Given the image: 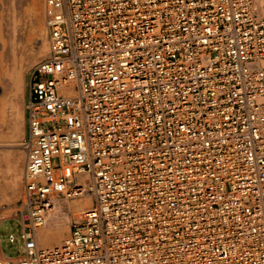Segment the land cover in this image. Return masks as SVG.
Instances as JSON below:
<instances>
[{
	"label": "built area",
	"instance_id": "built-area-1",
	"mask_svg": "<svg viewBox=\"0 0 264 264\" xmlns=\"http://www.w3.org/2000/svg\"><path fill=\"white\" fill-rule=\"evenodd\" d=\"M43 17L23 251L0 264H264V0H43ZM86 198L37 246L53 199Z\"/></svg>",
	"mask_w": 264,
	"mask_h": 264
},
{
	"label": "rangeland",
	"instance_id": "rangeland-1",
	"mask_svg": "<svg viewBox=\"0 0 264 264\" xmlns=\"http://www.w3.org/2000/svg\"><path fill=\"white\" fill-rule=\"evenodd\" d=\"M11 1L12 0H3V4L4 6L11 5L10 6L11 10L13 9L12 6H14V11L12 12L14 19L16 20V22L20 21V23L17 22V27H16L17 35L15 34V38H17L16 39V43H17L16 52L18 51L17 57L19 56L18 58L21 59V62H20V59L16 58V61H14L13 62L14 64H12V67L14 68V70L16 69L14 71V73L16 72L15 76L17 75L19 78L17 77V80H16V77H15L14 82L9 84V90H8V95H7L8 104H6V108H5L6 112H4L5 114L3 116V119L2 121H0V141L6 144L10 143L11 145H13V146H7V147L0 149V248L5 256L16 257V256H19L23 251V238L21 236L22 231H23L22 224H21L20 219L14 217V215H16L17 200L21 197L23 193L22 175H23L25 154L21 147V140L23 137L24 126H25L23 116H24L26 92H27L26 85H27V79L31 71V68L36 62H38L39 60H41L47 55L48 48H47V42L45 41L44 43L46 46V51L44 52V55L33 57L31 59V56H33L34 53L36 54L35 51H37L38 49L37 47L40 44L39 42H41V37H40L41 29L44 28L43 29L44 36L46 34L45 26L43 25L42 26L43 28L39 27L41 26V22L39 20L41 17H43L42 16L43 0H13L12 2ZM33 2H36L38 5H40L38 6L39 9L42 8L41 11L40 10L36 11L35 16H34L35 11L29 10L31 3ZM37 19H38V22L40 23L36 22ZM41 19H42V23L44 24V20H43L44 17ZM35 24L39 26L37 27L35 26ZM34 36L36 38H34ZM37 39L39 40L37 41ZM17 69L20 72V74H18ZM2 82L4 83V81ZM7 115H8V118H6ZM17 127H18V130H17ZM12 142H16L15 143L16 145ZM8 147H11V148H8ZM17 158L21 159L20 166H19L21 179L19 181L18 193L11 194L8 190V186L11 183L12 175L9 171H6L7 170L6 167L8 165L14 164ZM74 200L76 199H72L67 202H71ZM59 201L60 203H64L63 204L64 208L67 207L63 200L60 199ZM83 205L84 207L89 206V204L87 205L86 203H83ZM67 208L65 211L68 214L71 212L73 213L75 211L73 207L69 208V210H67ZM60 226H53V229L51 231H53L52 233H55L54 231H58V227H59L60 228L59 233L62 235V240H61L62 242L66 236V234H64L62 230H65V232L67 233L68 227H67V224L65 223L61 224ZM40 229H46V225L37 228V230H40ZM10 234L13 235L14 237L13 242L9 241L8 236ZM39 245H40L39 247L47 246L44 244H39Z\"/></svg>",
	"mask_w": 264,
	"mask_h": 264
},
{
	"label": "bare ground",
	"instance_id": "bare-ground-1",
	"mask_svg": "<svg viewBox=\"0 0 264 264\" xmlns=\"http://www.w3.org/2000/svg\"><path fill=\"white\" fill-rule=\"evenodd\" d=\"M10 6L9 5L4 6L3 0H0V121H2V119H3V116L5 114L4 112H6L5 111L6 110L5 109L6 104H8L7 103V98H8L7 95H8V90H9V84L14 82L15 77H16V80L18 77L17 75L15 76L16 72L14 73V71L16 69L14 70V68L12 67V64H14L13 62L16 61V58L19 57V56L17 57L18 51L16 52V50H17L16 39L17 38H15L16 29H17L16 27H17L18 21L16 22V20L14 19L13 13H12L14 11V6H12L13 7L12 10H11ZM38 6H40V5H38L36 2H33V3H31V5L29 7V10L35 11L34 16H35L36 11H39V10L41 11V9H42V8L39 9ZM25 11H27V10H25ZM42 16H43V13H42ZM41 18H43V17H41ZM41 18L39 20L41 22V26L38 25L40 28L44 25L42 23ZM36 22H38V19ZM40 22H38V23H40ZM18 23H20V21ZM35 26H37V25L35 24ZM43 29H41V36H40L41 42H39L40 44L37 47L38 49H37V51H35L36 54L34 53V55L31 56V59L33 57H38V56L44 55V52L46 51V46H45L44 42L45 41L47 42V39L45 40L46 34L44 36ZM37 31H38V29H37ZM35 36H36V34H35ZM35 36H34V38H36ZM38 40L39 39H37V41ZM18 48H19V46H18ZM47 48H48V45H47ZM20 49H22V48H20ZM18 59H20V58H18ZM20 62H21V59H20ZM17 72H18V74H20L18 69H17ZM2 81H4V83ZM7 108H9V107H7ZM7 114H8V112H7ZM6 118H8V115ZM23 119H24V116H23ZM5 130H7V129H5ZM17 130H18V127H17ZM12 143L15 144L16 142H12ZM7 146H13V145H11L10 143L6 144V143H3L2 141H0V149L7 147ZM8 148H11V147H8ZM20 162H21V159L17 158L16 162L14 164L8 165L6 167V169H7L6 171H9L12 175L11 183L8 186V190L11 194L18 193V191H19V181L21 179L20 168H19ZM22 183H23V181H22ZM84 203H86L88 205V204H90V200L88 198H86V199H84ZM63 204L64 203H60V201L58 199H53V206L49 210L48 215L46 216V222L43 225V226L46 225V229H40V230L36 229L35 230V237H36L37 246H40L39 244L51 246V245L60 243L62 240V235L59 233L60 228L58 227V231H54L55 233H52L53 231H51V230L53 229V226H60L63 223H65V224L68 223L69 216H68V213L65 211L67 207H69V208L73 207L75 210L78 209V207H80V206L84 207V205L81 204L80 200H78V199L71 201V202L66 201L65 202V205L67 206V207L65 206L66 208L63 207ZM69 208H67V210H69ZM50 231H51V233H50Z\"/></svg>",
	"mask_w": 264,
	"mask_h": 264
},
{
	"label": "crops",
	"instance_id": "crops-1",
	"mask_svg": "<svg viewBox=\"0 0 264 264\" xmlns=\"http://www.w3.org/2000/svg\"><path fill=\"white\" fill-rule=\"evenodd\" d=\"M62 232H63L64 234H66L65 230H62ZM2 253H3V252H2Z\"/></svg>",
	"mask_w": 264,
	"mask_h": 264
}]
</instances>
